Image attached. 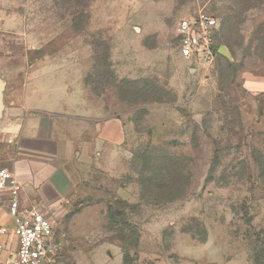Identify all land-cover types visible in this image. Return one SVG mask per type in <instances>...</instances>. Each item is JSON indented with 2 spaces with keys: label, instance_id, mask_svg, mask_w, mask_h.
Instances as JSON below:
<instances>
[{
  "label": "rangeland",
  "instance_id": "1",
  "mask_svg": "<svg viewBox=\"0 0 264 264\" xmlns=\"http://www.w3.org/2000/svg\"><path fill=\"white\" fill-rule=\"evenodd\" d=\"M198 9L229 53L204 69L174 30ZM39 71L87 143L45 210L56 264H264V0H0L7 105Z\"/></svg>",
  "mask_w": 264,
  "mask_h": 264
},
{
  "label": "crops",
  "instance_id": "2",
  "mask_svg": "<svg viewBox=\"0 0 264 264\" xmlns=\"http://www.w3.org/2000/svg\"><path fill=\"white\" fill-rule=\"evenodd\" d=\"M34 68L36 65L32 66ZM47 76L43 71L30 74L23 80L22 93L16 97L17 100L11 99L10 105L5 101L6 82L0 78L4 82L0 113V166L12 170L21 184L19 207L35 206L43 212L57 206L72 191L77 178L72 158L87 145L82 134L78 133L83 122L77 119L73 108L58 104L55 84L51 88ZM62 88L59 93H67ZM64 126L75 129L74 134L68 135ZM120 131V121L109 119L102 123L96 141L114 142ZM8 138L12 142H7ZM8 203V194L0 192V227L13 225ZM0 243L4 245L0 251H6L14 258L15 238L10 234H0ZM1 257L4 260L6 254Z\"/></svg>",
  "mask_w": 264,
  "mask_h": 264
},
{
  "label": "built area",
  "instance_id": "3",
  "mask_svg": "<svg viewBox=\"0 0 264 264\" xmlns=\"http://www.w3.org/2000/svg\"><path fill=\"white\" fill-rule=\"evenodd\" d=\"M179 54L201 69L214 65L219 54L215 36L219 30L217 18L198 9L181 17L174 27ZM7 142H12L11 138ZM21 184L12 170L0 166V192L9 197L8 214L12 227H0V234L15 238V255L10 264H56L60 242L55 238L51 216L38 207H19ZM4 245L0 243V250Z\"/></svg>",
  "mask_w": 264,
  "mask_h": 264
},
{
  "label": "water",
  "instance_id": "4",
  "mask_svg": "<svg viewBox=\"0 0 264 264\" xmlns=\"http://www.w3.org/2000/svg\"><path fill=\"white\" fill-rule=\"evenodd\" d=\"M217 51H218L219 54H222V55L226 56L229 59V53H228V51L226 50V48L223 45H220L218 47ZM3 86H4V82L0 81V113H1V110H2V107H3L2 100H1Z\"/></svg>",
  "mask_w": 264,
  "mask_h": 264
},
{
  "label": "trees",
  "instance_id": "5",
  "mask_svg": "<svg viewBox=\"0 0 264 264\" xmlns=\"http://www.w3.org/2000/svg\"><path fill=\"white\" fill-rule=\"evenodd\" d=\"M219 31V30H218ZM218 33V32H217ZM216 33V34H217ZM219 44H216V48H218L219 46H218ZM220 56V54H218L217 55V58ZM225 61H226V67H230L231 66V64H232V62H229L227 59H225ZM136 243H137V239H136ZM123 261H126V255H124L123 256Z\"/></svg>",
  "mask_w": 264,
  "mask_h": 264
}]
</instances>
